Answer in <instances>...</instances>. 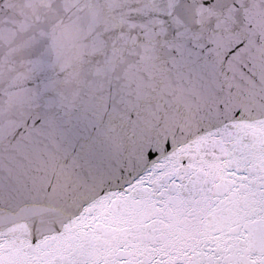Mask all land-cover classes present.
I'll use <instances>...</instances> for the list:
<instances>
[{
	"label": "snow or ice",
	"instance_id": "obj_1",
	"mask_svg": "<svg viewBox=\"0 0 264 264\" xmlns=\"http://www.w3.org/2000/svg\"><path fill=\"white\" fill-rule=\"evenodd\" d=\"M0 264H264V0H0Z\"/></svg>",
	"mask_w": 264,
	"mask_h": 264
}]
</instances>
